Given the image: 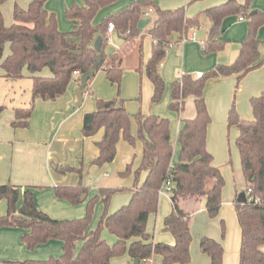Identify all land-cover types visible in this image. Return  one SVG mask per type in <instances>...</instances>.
I'll return each mask as SVG.
<instances>
[{
  "label": "trees",
  "instance_id": "trees-1",
  "mask_svg": "<svg viewBox=\"0 0 264 264\" xmlns=\"http://www.w3.org/2000/svg\"><path fill=\"white\" fill-rule=\"evenodd\" d=\"M5 0H0V6ZM83 5L71 4L64 11L65 19L73 22L70 31L58 29L56 15L45 10L47 0H32L26 9L14 4L12 24L5 26L0 10V68L4 78L18 81L26 73L31 80V99L27 108L14 109V129L28 128L29 119L36 100L55 101L67 90L71 81L79 83V77L91 70L98 54L101 63L97 71H103L109 83L116 86L119 93L122 62L137 48L139 67L152 85L151 103L161 100L165 84L159 73V65L169 49L172 35H190V27H198L199 15L188 18L185 9L162 10L151 0H131L125 7L107 14L94 24L98 13L118 3L120 0H82ZM253 0H228L218 6L205 10L203 15L209 22L207 37L202 43V54L209 55L224 49L222 41L223 22L238 16L247 21V33L240 43L237 58L230 65H216L203 73L200 78L183 74L170 84V111L180 114L184 101L193 97L195 116L183 120L177 133L178 151L174 157L171 143V125L166 118L144 115L140 112L130 115L119 97L96 101V109L83 117L81 133L92 137L100 130L103 136L96 142L97 156L92 165L102 167L111 163L116 156L119 139L130 146L136 138L142 143V159L135 170L134 185L129 202L117 211H107L111 197L119 189L100 188L88 198L89 188L82 182V169L61 168V172H75L80 183L70 187L54 188L55 195L71 205L85 203V214L81 218L53 219L40 211L33 200L29 188L23 191L9 183L0 185V200L6 202V213L0 216L1 228L21 229V242L31 251L36 246L50 240L62 243V253L58 257L44 260L27 259L20 264H110L113 258L127 255L139 264H147L153 255L162 259L161 264H187L190 261V222L191 214L183 210L181 201H204L205 210L210 218H215L222 204L224 180L220 170L213 165V157L207 151V129L211 122L204 91L208 81L233 76L237 90L241 80L251 71L264 64V56L259 51L257 32L264 25V13L251 9ZM151 10L152 16H146ZM152 20V26L138 31V22ZM114 25V32L120 35L124 44L111 54L106 55L108 44L107 25ZM148 35L153 44L148 60L143 62L141 41ZM102 43L99 52L93 50L96 37ZM9 55L3 59L5 49ZM48 70L50 77L40 74ZM87 82L83 93H91ZM253 120L239 117L235 106L227 113V126L235 127L238 135L235 145L240 158V167L246 189L259 197L257 204L234 200L233 208L240 228L239 264H264V91L249 100ZM2 108H0L1 110ZM131 119L136 124V138L130 132ZM146 176L138 184L139 176ZM126 178L131 168L126 166L118 173ZM166 183L170 185V213L164 218L163 231L169 232L174 239L172 245L155 243L146 231L148 217L157 212L159 194ZM245 189V190H246ZM246 200V199H245ZM103 206L96 226L90 229L95 207ZM223 230V223H221ZM106 230L116 241L108 245L101 234ZM199 250L209 259L208 264H222L223 246L219 241L201 237Z\"/></svg>",
  "mask_w": 264,
  "mask_h": 264
},
{
  "label": "crops",
  "instance_id": "crops-1",
  "mask_svg": "<svg viewBox=\"0 0 264 264\" xmlns=\"http://www.w3.org/2000/svg\"><path fill=\"white\" fill-rule=\"evenodd\" d=\"M17 1H19V5L25 9L32 0ZM73 1L74 0H64V10H60V6H58L59 11H56V13L51 12L56 15L58 29L60 31L62 30V32L72 28L73 22L68 20L69 24H65L63 15L65 9L74 3ZM130 1L131 0H120L115 5L101 10L96 16L94 24H97V22L99 23L101 19L107 14L114 13L125 7L130 3ZM151 1L162 10H174L183 7L185 9L186 17L194 18L197 15L200 17V24L194 32L193 40H188L181 44L179 41H177V35H172L170 38L171 46L166 51V55L159 65V73L165 84L164 93L159 102L151 103V97L153 93L152 85L145 75L144 76L146 79L142 77L144 74L143 72L139 73L137 71L139 67V55L137 48H134L122 62L120 91L122 95L121 97L125 102V110L128 112V114H133L136 111L137 105L135 106L134 104L130 103L133 102L135 98H137L138 94L141 98L142 93L143 101L141 103L140 110L144 115L151 114L170 120L171 118L174 120V117H176V123H173L171 120V127H173L171 128V130L173 129L171 131V143L173 145L175 157L178 151L177 133L180 127V122L183 120L193 119L195 116V108L193 97H187L184 101V110L180 114L170 111L168 108V105L171 101L170 84L183 74H188L195 79L196 74L202 75L203 73L212 70L216 65L232 64L239 54L240 43L246 36L247 21L243 19L240 20V17L238 16L225 19L223 22V33L221 34L220 38L225 42L224 49L217 53L203 55L202 43L207 37L209 22L202 12L209 8L218 6L228 0ZM237 1L239 3L242 2V0ZM2 5L0 6V10L4 11L5 7L2 8ZM253 8L256 9L258 7ZM151 16L152 12L149 13V17ZM5 26L9 25H7L5 22ZM151 26L152 20H150L149 24L144 28L143 31L149 29ZM263 32L264 25L261 26L257 32V38L260 42L259 51L262 57L264 56ZM108 38L109 44H111L113 48L112 52L118 47H122L124 44L123 38L116 32L110 33ZM152 44L153 42L151 38L148 35H144L141 41L143 61H146L150 57ZM8 55L9 50L6 48L3 54V59ZM98 72L99 71H97L94 76L98 74ZM24 75L25 77L23 79H29L26 73H24ZM40 75L43 77H50L48 70H44ZM0 79L4 80L6 84H8V82H12L11 80L4 78V72L1 70V68ZM73 81L74 82H70L68 85L66 92L57 100L35 101L34 108L29 119L28 129H14L10 126L9 122L14 120V109L27 108L29 106L31 90L30 94L27 93L25 97L26 100L24 99L23 102V106H12L8 108L3 106L0 110V185L9 183L11 185L20 187L21 191H23L25 188H29L28 190H30L32 193L36 207L53 219L81 218L85 214V203L82 202L77 205H71L67 201L56 197L54 188L76 186L80 183L79 174L75 172H61L58 169H82V175L85 174L83 175V180L86 177L89 178L90 183L94 182L93 186L90 184L86 186L81 179L82 184L89 188L88 198H91L97 193L98 189L104 188V185H102L100 183L101 181L99 180L106 179L108 173H102V169H112L117 172H123L126 168V165L131 162V158L134 157L135 161L133 171L135 172L142 159V143L139 140H135V144L130 146L124 140L119 139L116 144V156L111 163L105 164L102 167H97L91 164L93 159L98 154L95 144L101 140L103 136V130H100L92 137H83L81 133L83 117L86 113L95 111L96 99H110L111 91L101 89L100 87H97L96 84H94V86L92 84L94 87V90L92 87H90L92 94L82 92V101L80 104H77V99L74 92L78 88L79 83H77L75 80ZM99 81H101L100 78ZM13 83H15V81H13ZM235 86L236 80L233 76L212 79L207 82L205 91L212 87L220 94L226 95V98L223 99V101H221L222 96L219 97V101L221 102L220 105H218V109H213L214 107L211 109V107H209V103L206 102L210 118H217L221 122L227 121V113L231 107L229 97L230 94L233 93V90H235ZM29 89H31V85ZM145 89L150 91V93L144 95ZM262 91H264V64L260 68L249 72L241 80L237 90H235V108L241 119L247 121L253 120L249 100L252 97L259 96ZM241 107H245L243 108V113L245 114L247 108L250 113L248 117L240 116ZM211 126L212 122L209 124L207 129L206 147L208 146V130ZM130 132L132 136L136 138V124L134 123L133 119H131L130 123ZM134 172L131 174V176L126 177V180L120 185L121 188H130L131 190L133 189L131 183L133 181ZM145 176V173L141 174L138 184L143 182ZM131 190L130 193H115L111 197L108 207L109 214L115 212L117 210L116 208L119 206H124L129 202L131 198ZM170 196V192H160L158 201L159 225L152 235L150 233L151 231L149 229L147 231L146 229L147 233L151 235L152 241L155 243H164L168 245H172L174 243L173 236L169 232L163 231V225L162 233L159 232V229L161 228V219L169 214L171 210ZM160 197H164L168 201L170 204L169 208L164 205V201ZM245 199L246 194L244 191V193L240 194L236 200L246 201ZM196 205L197 204L193 201L180 202L181 208L186 212H188V207L195 208ZM102 210L103 206L99 202L95 207L90 229H93L96 226ZM198 211L206 212L205 207L200 208ZM5 213L6 202L4 200H0V216L5 215ZM22 232L23 231L21 229L16 228L5 227L0 229V264H20V262L27 259L44 260L50 257H58L61 255L62 243L58 240H50L44 244L36 246L31 251L27 250L25 245L20 240ZM101 235V238L104 241L106 240L108 243L113 241L111 235H109L108 232ZM115 241L116 239L113 243H115ZM189 249L191 258L187 264H208V257L200 252V250L197 248V245L194 244ZM259 249L264 253V245H262ZM224 255L225 252L223 249L222 264H225ZM148 262L149 264H161L162 259L160 256L153 255ZM110 264L132 263L129 257L125 255L123 257L113 258Z\"/></svg>",
  "mask_w": 264,
  "mask_h": 264
},
{
  "label": "rangeland",
  "instance_id": "rangeland-1",
  "mask_svg": "<svg viewBox=\"0 0 264 264\" xmlns=\"http://www.w3.org/2000/svg\"><path fill=\"white\" fill-rule=\"evenodd\" d=\"M73 2L75 4H78V5H80V4L83 5L82 0H74ZM63 3H64V0H47L45 9L47 11L56 13V11H59L58 6H60V10H64L65 7H64ZM14 4H17L20 8H22L19 5L20 4L19 1H17V0H5L3 2V5H2V8L5 7L4 11L1 10L2 16L4 19V24L6 22V24L9 26L13 22L12 21V10H13ZM27 7L28 6H26V8ZM253 7H258V8L255 9ZM22 9H24V8H22ZM251 9L253 11H260V12L264 13V0H253L252 5H251ZM63 20L65 21V24H69L68 20L65 19L64 15H63ZM70 30L71 29H68L67 31H70ZM67 31L65 30V32H67ZM263 35H264V32H263ZM117 49H119V47ZM112 50H113L112 45L109 44V40H108V44L104 48V53L106 55H109L112 53ZM146 61H143V62L145 63ZM123 68H124V66H123ZM124 70H125V68H124ZM103 73L104 72H102L100 70L98 72V74H96L93 77V79L91 80V82L89 84V90L91 92L90 94H92L90 87H92L94 90L93 86H94V84H96V86L100 87L101 89L110 90L111 91V95H110L111 98L110 99L98 98L95 100V105H96V101H98V100H103V101L113 100V99L117 98V96L119 97L118 99L123 100L121 97L122 95H121V91H120L121 83H120V88H119V93H118L117 87L111 85L108 82L105 74H103ZM142 77L145 78L144 74ZM99 78L101 79V81H99ZM71 82H74V81H71ZM92 84H93V86H92ZM30 85H31V82L29 79H21V80L15 81V83H13V81H12V82H8V84H6L4 80L0 79V108H2L3 106H5L6 108L12 107V106H23V102H24V99L26 100L25 97H26L27 93L30 94V90H31V89H29ZM107 88H109V89H107ZM148 93H150V91L145 89L144 95H147ZM220 96H222L221 101H223V99L226 98L225 94H220L214 88L210 87L205 91L204 99H205V102L209 103V107H211V109H212V107H214L213 109H218V105H220V102H221V101H219ZM229 99H230L229 100L230 106L231 105L235 106V100H236L235 90H233V93L230 94ZM142 101H143V99H142V93H141V98L138 94L137 98H135L133 100V102L130 103V104H134L135 106L137 105L136 111L131 115H136L139 112L141 114H143V112L140 110ZM123 102H124V100H123ZM243 108H245V107H243ZM243 108L242 107L240 108L241 113H242V114L240 113V116L248 117L250 115L249 111L246 108V114H245V113H243ZM3 109H5V108H3ZM210 119L212 122V126L208 130L207 151L213 157V164L215 167H217L220 170L221 175H222L223 180H224V186L222 189V201H223V203H222V206H221V208H220V210H219V212L215 218H210L205 211H198L200 208L205 207L204 201L196 202L197 205L195 206V208L194 207L193 208L188 207V209H187L188 213L191 214V222H190L191 243H190V248H191V246H193L195 244V245H197V248L199 249L200 236L201 237L202 236L211 237V238L221 242L223 249H224V252H225V255H224L225 264H239L240 230H239V226H238V223H237V220L235 217L234 208H233L232 203L234 202V200L237 199V197L240 194L244 193V191L246 192V190H245L246 185L244 183V179L242 176L238 151H237V148L235 145V141H236V137H237V131L234 127H228L227 121L221 122L217 118H214V117L210 118ZM168 120L170 121V125H171V120L173 123L177 122L176 117H174V120L172 118H171V120L170 119H168ZM211 122H210V124H211ZM9 123H11V122H9ZM221 124H222V126H221ZM28 128H29V126H28ZM28 128H26V129H28ZM171 128H173V127H171ZM136 140H138V139H136ZM134 161H135V158L132 157L131 162L129 164H127L131 168V174L134 172L133 171ZM105 172L108 173V175L106 176V179L99 180V181H101L100 183L102 185H104V188L119 189V191L116 192V194L117 193L118 194L119 193H130V190H131L130 188H121V186H120L126 180V178L122 179V177L119 176L118 173H120L121 171L117 172V171H114L112 169H109V170L102 169V173H105ZM131 174L129 176H131ZM83 175H85V174H83ZM83 175H82V180H83ZM140 176H139V178H140ZM83 182L86 186H88L89 184L91 186L94 185V182L90 183L89 178H86V177L84 178ZM131 184H132L131 186L134 185V177H133V181ZM162 192H164V190H162ZM160 198H162V200L164 201V205H166L167 208H169L170 204L168 203V201L164 197H160ZM159 206H160V204H159ZM108 207H109V204H108ZM120 207H122V206H119L116 209L118 210ZM160 208H161V206H160ZM115 210H113V211H115ZM107 211H108V208H107ZM158 212H159V207L157 208L156 214L153 216H150L149 220L147 221L146 229H147V231H148V229L151 231L150 232L151 235L153 234V232L157 229V227L159 225L158 224V222H159ZM166 216H164L161 219V228L159 229V232H161V233H162L163 221H164V218ZM221 223H223V230H222ZM106 232H107L106 230H103L102 234L106 233ZM101 237H102V235H101ZM111 238L113 239V241L111 243H108L105 240V242L108 245L114 244L113 242H114L115 238L112 235H111ZM123 256H125V255H123ZM123 256H121V257H123ZM156 256H158V255H156ZM16 264H18V263H16ZM147 264H149V262Z\"/></svg>",
  "mask_w": 264,
  "mask_h": 264
},
{
  "label": "water",
  "instance_id": "water-1",
  "mask_svg": "<svg viewBox=\"0 0 264 264\" xmlns=\"http://www.w3.org/2000/svg\"><path fill=\"white\" fill-rule=\"evenodd\" d=\"M149 22H150L149 19H142V20H140L138 22V25H137L138 31L141 32L149 24ZM101 43H102L101 37L100 36L96 37V39H95V41L93 43V50L95 52H97V53L99 52ZM101 59H102L101 55L98 54L97 57H96V60H95L94 64L92 65L91 70L88 71V72H85L84 74H82L79 77V86H78V88L75 91V97L77 99V104H80L81 103V101H82V92L85 89L88 80L90 78H93L94 77V71H96L97 68H98V66L100 65ZM132 264H139V261L137 259H134L132 261Z\"/></svg>",
  "mask_w": 264,
  "mask_h": 264
},
{
  "label": "built area",
  "instance_id": "built-area-1",
  "mask_svg": "<svg viewBox=\"0 0 264 264\" xmlns=\"http://www.w3.org/2000/svg\"><path fill=\"white\" fill-rule=\"evenodd\" d=\"M149 13H151V10H148L146 16H148ZM240 20H242V18H240ZM196 28H197V27H190V28H189V32H190L191 35H189L188 37H186V36H182V38H181V40L179 41V43L183 44V43H185V42L188 41V40H193V39H194V38H193V35H194V32H195ZM112 32H114V25H113L112 23H109V24L107 25V33L110 34V33H112ZM170 46H171V45H170ZM195 77H196V78H200V77H201V74H196ZM170 189H171V188H170L169 183H166V184L164 185V187H163L164 192H169ZM245 194H246V202H248V203H254V204H257V203L260 202V198H259V197H256V196H253V195H252V190H251L250 188H247V189H246Z\"/></svg>",
  "mask_w": 264,
  "mask_h": 264
}]
</instances>
